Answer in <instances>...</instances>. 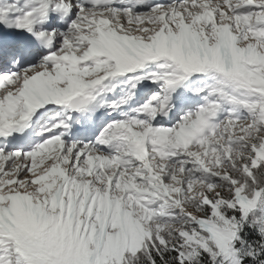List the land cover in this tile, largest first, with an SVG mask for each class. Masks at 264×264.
<instances>
[{"label": "snow or ice", "instance_id": "1", "mask_svg": "<svg viewBox=\"0 0 264 264\" xmlns=\"http://www.w3.org/2000/svg\"><path fill=\"white\" fill-rule=\"evenodd\" d=\"M0 264H264V0H0Z\"/></svg>", "mask_w": 264, "mask_h": 264}]
</instances>
